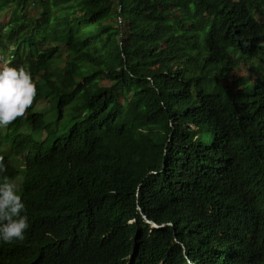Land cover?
Segmentation results:
<instances>
[{
    "label": "trees",
    "instance_id": "obj_1",
    "mask_svg": "<svg viewBox=\"0 0 264 264\" xmlns=\"http://www.w3.org/2000/svg\"><path fill=\"white\" fill-rule=\"evenodd\" d=\"M260 52L264 0H0L37 89L0 128L30 222L0 264H264Z\"/></svg>",
    "mask_w": 264,
    "mask_h": 264
},
{
    "label": "clouds",
    "instance_id": "obj_2",
    "mask_svg": "<svg viewBox=\"0 0 264 264\" xmlns=\"http://www.w3.org/2000/svg\"><path fill=\"white\" fill-rule=\"evenodd\" d=\"M36 83L29 70L11 62L0 65V128L21 116L32 104ZM6 166L0 158V242L23 240L30 227L20 186L5 176Z\"/></svg>",
    "mask_w": 264,
    "mask_h": 264
},
{
    "label": "rangeland",
    "instance_id": "obj_3",
    "mask_svg": "<svg viewBox=\"0 0 264 264\" xmlns=\"http://www.w3.org/2000/svg\"><path fill=\"white\" fill-rule=\"evenodd\" d=\"M239 65H241L240 68L234 69V74L236 76L250 75L249 70H251L254 72L253 74H251V78L255 79L260 77L264 79V54L262 52H260L257 56H255L252 60L247 61L246 65L243 63ZM34 136L37 137V134L34 133ZM12 160L13 161L11 162V166H15L16 168L21 166L22 160L20 159V157H13Z\"/></svg>",
    "mask_w": 264,
    "mask_h": 264
}]
</instances>
